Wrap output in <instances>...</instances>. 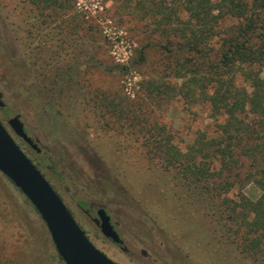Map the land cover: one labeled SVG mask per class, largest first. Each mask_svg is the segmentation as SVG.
Returning <instances> with one entry per match:
<instances>
[{
    "label": "rangeland",
    "instance_id": "obj_1",
    "mask_svg": "<svg viewBox=\"0 0 264 264\" xmlns=\"http://www.w3.org/2000/svg\"><path fill=\"white\" fill-rule=\"evenodd\" d=\"M139 1L150 0H74L63 12H42L27 0H0V121L90 242L113 262L264 264V247L256 262L223 243L194 197L181 189L175 170L147 155L146 130L154 126L164 132L151 140L169 135L182 154L199 132L212 135L221 119L205 103L187 105L176 96L157 105L148 99V79L182 81L167 69L169 54L158 46ZM210 47L217 50L215 40ZM141 48L146 59L138 65ZM259 75L264 79V68ZM109 103L134 113L138 126L116 124L117 110ZM15 115L40 153L7 124ZM242 192L252 200L260 195L253 184ZM99 207L121 245L100 232ZM0 264H64L39 214L1 173Z\"/></svg>",
    "mask_w": 264,
    "mask_h": 264
},
{
    "label": "trees",
    "instance_id": "obj_2",
    "mask_svg": "<svg viewBox=\"0 0 264 264\" xmlns=\"http://www.w3.org/2000/svg\"><path fill=\"white\" fill-rule=\"evenodd\" d=\"M72 1L27 0L42 12H63L71 8ZM139 4L153 21L158 46L169 54L167 69L172 78L182 81L173 85L163 77L148 79L143 84L148 99L157 105L176 96L187 105L205 103L211 116L221 119L212 135L199 132L182 154L169 135L152 141L155 133L164 132L154 126L146 130L151 132L143 143L147 155L166 170H175L182 180L181 189L194 197L223 243L234 245L241 255L257 262L264 247V79L259 75L264 68V0H150L149 5ZM213 40L216 51L210 47ZM144 49L139 51L138 65L146 59ZM126 71L122 66L121 74ZM107 106L117 110L115 123L122 128L138 126L134 113L125 114L118 104ZM248 184L258 188L257 199L242 192Z\"/></svg>",
    "mask_w": 264,
    "mask_h": 264
},
{
    "label": "water",
    "instance_id": "obj_3",
    "mask_svg": "<svg viewBox=\"0 0 264 264\" xmlns=\"http://www.w3.org/2000/svg\"><path fill=\"white\" fill-rule=\"evenodd\" d=\"M7 124L18 138L32 150L39 152L37 145L27 135L18 115L9 118ZM0 173L21 192L39 214L56 253L64 264H117L90 242L61 198L17 145L1 121ZM96 216L102 235L113 244H122L107 212L99 208Z\"/></svg>",
    "mask_w": 264,
    "mask_h": 264
},
{
    "label": "flooded vegetation",
    "instance_id": "obj_4",
    "mask_svg": "<svg viewBox=\"0 0 264 264\" xmlns=\"http://www.w3.org/2000/svg\"><path fill=\"white\" fill-rule=\"evenodd\" d=\"M28 135V134H27ZM29 147V146H28ZM38 148V147H37ZM39 149V148H38ZM36 152V151H35ZM41 152V150L39 149V152H36V153H40ZM35 165V164H34ZM36 166V165H35ZM37 167V166H36ZM37 169H38V167H37ZM39 170V169H38ZM40 171V170H39ZM41 172V171H40ZM44 176V175H43ZM55 191V190H54ZM99 208H103V207H99ZM99 208H97V210L99 209ZM104 209V208H103ZM97 210H96V212H97ZM105 210V209H104ZM106 211V210H105ZM96 212H95V215H96ZM108 214V213H107ZM97 217V216H96ZM110 217V216H109ZM110 220H111V218H110ZM111 224H112V221H111ZM113 225V224H112ZM114 227V226H113ZM115 229V228H114ZM117 232V231H116ZM115 245H117V244H115ZM121 245V244H120ZM117 246H119V245H117Z\"/></svg>",
    "mask_w": 264,
    "mask_h": 264
}]
</instances>
